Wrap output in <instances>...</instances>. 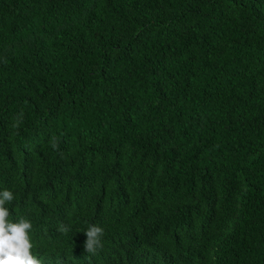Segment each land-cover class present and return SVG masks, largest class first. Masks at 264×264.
<instances>
[{
	"label": "trees",
	"instance_id": "trees-1",
	"mask_svg": "<svg viewBox=\"0 0 264 264\" xmlns=\"http://www.w3.org/2000/svg\"><path fill=\"white\" fill-rule=\"evenodd\" d=\"M0 188L43 264H264V0H0Z\"/></svg>",
	"mask_w": 264,
	"mask_h": 264
},
{
	"label": "clouds",
	"instance_id": "clouds-1",
	"mask_svg": "<svg viewBox=\"0 0 264 264\" xmlns=\"http://www.w3.org/2000/svg\"><path fill=\"white\" fill-rule=\"evenodd\" d=\"M16 199L17 194L12 189L0 188V264H43L42 258L34 252L33 221L22 214L13 217L9 206ZM61 231H67V228ZM83 232L86 235L85 252L95 254L103 247L105 229L91 224Z\"/></svg>",
	"mask_w": 264,
	"mask_h": 264
}]
</instances>
